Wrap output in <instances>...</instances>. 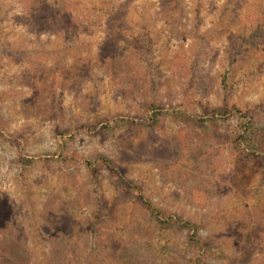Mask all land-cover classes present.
<instances>
[{
  "label": "rangeland",
  "instance_id": "rangeland-1",
  "mask_svg": "<svg viewBox=\"0 0 264 264\" xmlns=\"http://www.w3.org/2000/svg\"><path fill=\"white\" fill-rule=\"evenodd\" d=\"M0 264H264V0H0Z\"/></svg>",
  "mask_w": 264,
  "mask_h": 264
},
{
  "label": "trees",
  "instance_id": "trees-1",
  "mask_svg": "<svg viewBox=\"0 0 264 264\" xmlns=\"http://www.w3.org/2000/svg\"><path fill=\"white\" fill-rule=\"evenodd\" d=\"M246 130H247V128L245 127V132H246ZM245 132H244V133H245Z\"/></svg>",
  "mask_w": 264,
  "mask_h": 264
}]
</instances>
